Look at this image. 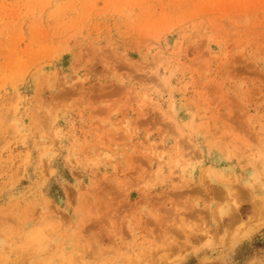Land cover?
I'll return each mask as SVG.
<instances>
[{"label":"rangeland","instance_id":"1","mask_svg":"<svg viewBox=\"0 0 264 264\" xmlns=\"http://www.w3.org/2000/svg\"><path fill=\"white\" fill-rule=\"evenodd\" d=\"M263 198L264 0H0V264H264Z\"/></svg>","mask_w":264,"mask_h":264},{"label":"bare ground","instance_id":"2","mask_svg":"<svg viewBox=\"0 0 264 264\" xmlns=\"http://www.w3.org/2000/svg\"><path fill=\"white\" fill-rule=\"evenodd\" d=\"M252 209L255 215H258V218H260L257 223H260V221L263 220L262 214H264V198L254 202Z\"/></svg>","mask_w":264,"mask_h":264}]
</instances>
